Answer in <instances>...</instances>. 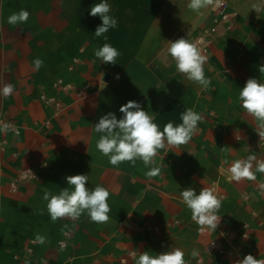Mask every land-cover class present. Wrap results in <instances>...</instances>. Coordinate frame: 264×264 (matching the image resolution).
<instances>
[{"label": "crops", "instance_id": "1", "mask_svg": "<svg viewBox=\"0 0 264 264\" xmlns=\"http://www.w3.org/2000/svg\"><path fill=\"white\" fill-rule=\"evenodd\" d=\"M226 1L233 27L221 28L205 55L211 80L205 91L176 70L166 50L168 41H192L209 26L211 6L196 13L189 0H108L118 26L105 40L94 35L102 21L89 15L101 0H0V88L14 86L11 96H0V114L19 129L4 131L7 143L0 151V264H135L132 252L156 255L171 247L181 248L189 264H233L252 253L264 259V173L257 170L264 145L256 120L238 100L249 78L264 82V0ZM21 9L30 13L28 22L9 25L8 17ZM104 43L120 51L117 64L95 57ZM37 57L44 61L38 71ZM59 79L73 90L54 86ZM43 94L64 109L56 115L40 99ZM129 100L154 115L161 131L168 122L180 124L188 108L204 117L188 145L155 157L157 176L149 177L141 160L113 166L96 148L101 134L94 125L109 112L121 118L119 109ZM250 155L256 157V178L226 181L231 163ZM29 170L37 179L7 191L11 180ZM220 173L221 223L216 232H201L180 192L191 187L199 194ZM76 174L89 175V189L109 190L108 223L90 222L86 214L77 221L50 220L43 194H59L68 186L66 177ZM223 233L233 234L222 244L235 254L203 255Z\"/></svg>", "mask_w": 264, "mask_h": 264}, {"label": "clouds", "instance_id": "2", "mask_svg": "<svg viewBox=\"0 0 264 264\" xmlns=\"http://www.w3.org/2000/svg\"><path fill=\"white\" fill-rule=\"evenodd\" d=\"M223 0H189L188 8L199 13L202 9L219 7ZM256 9V6H253ZM111 5L108 0H101L91 6L89 15L99 17L102 23L95 29L96 37L103 36L107 40L106 33L118 26V20L110 15ZM30 13L21 9L12 13L7 23L12 26L26 24ZM167 55L175 63L176 70L185 76L192 83L199 85L207 91L211 80L205 76L204 64L207 57L197 43L188 38L180 37L174 41H168ZM94 55L103 64H117L121 56L119 50L109 43L95 50ZM35 70L44 65V61L37 57L33 61ZM259 72L264 76V65L259 66ZM119 79V75L115 77ZM14 92V86L4 84L0 88V96L7 98ZM238 100L240 106L257 122L256 132L260 141H264V82L256 78H249L239 92ZM119 111L123 114L121 118L109 112L99 118L94 125V131L101 134L96 143L97 150L108 157L109 163L118 166L124 162H131L135 165L141 160L146 168H149L147 175L154 177L160 174L161 168L156 166L155 157L161 150L169 147L179 148L190 143L193 136L200 131L198 125L203 122L204 117L192 108L186 109L181 114V123L175 125L168 122L161 131L158 124L154 122V115L145 111L140 103L129 100L122 105ZM12 128L10 124L0 125V131H8ZM226 148V147H225ZM225 148L221 150L224 151ZM191 154V153H190ZM254 155L246 159L233 161L228 169L230 181L254 180L256 177L252 171ZM224 163L228 161L225 159ZM46 166V165H44ZM257 170L264 173V162H257ZM33 179H37L29 170ZM27 175V174H26ZM67 187L61 189L59 194L53 195L50 192L43 194L46 201L47 214L50 220L55 223L58 220L69 218L77 221L86 214L90 222L106 224L110 221L111 212L108 203L110 192L107 188L97 185L92 189L87 187L89 175L76 174L66 177ZM181 202L191 212V219L198 225L199 231L216 232L221 223V216L218 215L222 207L223 197L218 196L213 189L201 188L199 194L189 187L180 192ZM44 210H40L43 215ZM246 227V225H245ZM248 237L244 235V239ZM45 238L37 235L36 241L44 243ZM135 264H188L185 260V252L181 248H173L160 254L152 255L147 251L139 254L132 252ZM199 255L197 250L191 252L193 258ZM233 264H264V259H257L253 255H245L237 259Z\"/></svg>", "mask_w": 264, "mask_h": 264}, {"label": "built area", "instance_id": "3", "mask_svg": "<svg viewBox=\"0 0 264 264\" xmlns=\"http://www.w3.org/2000/svg\"><path fill=\"white\" fill-rule=\"evenodd\" d=\"M228 9V3L226 0H223V3L219 6V7H212L210 9L211 12V24L207 27L202 28L199 33L194 37V39L192 40V42L197 43V45L202 49L203 54L206 55L209 53V49L211 47V45L213 44V39L219 34L220 29L221 28H226L227 30H231L233 25L230 21L231 14L227 11ZM54 86L56 87H61L65 92H70L73 90V86L70 84L64 85L63 84V80L59 79L57 80V82L54 84ZM79 97L82 96V92H78L77 94ZM40 99L47 103V104H51L54 106L55 108V114H59L63 109L64 106L63 104L55 97H48L45 94L40 96ZM2 124H10L12 125V130L14 131V133L18 134L19 133V129L18 127H16L15 125L11 124L9 121H7L3 115L0 114V125ZM7 140L4 136V131H0V151H2L4 149V147L6 146ZM261 143L264 145V141H261ZM257 162H264V159L262 158H258ZM27 174V175H26ZM230 176V175H229ZM229 176H225L226 181H230ZM31 174L29 173V171H24L21 172L16 178H14L13 180H11L8 184H7V191L11 192V193H15L19 190V184L23 181H25L26 179L30 178ZM222 177L224 178V174L220 173L218 179L211 185L210 189H213L215 191V193L224 198V194L221 193V179ZM1 178V176H0ZM247 227V225H246ZM221 239L220 240H215V241H211L204 249L203 255L205 256H213V255H218V256H229V255H234L235 254V250L229 251L227 252L222 244V241H227L230 242V239L233 236V234L231 233H223L221 234ZM246 235V234H244ZM243 235V237H244ZM251 255H253L255 258L256 255L254 253H252ZM188 264H189V260L185 259ZM200 260H202V257L200 256Z\"/></svg>", "mask_w": 264, "mask_h": 264}, {"label": "water", "instance_id": "4", "mask_svg": "<svg viewBox=\"0 0 264 264\" xmlns=\"http://www.w3.org/2000/svg\"><path fill=\"white\" fill-rule=\"evenodd\" d=\"M108 79V75H106L105 80Z\"/></svg>", "mask_w": 264, "mask_h": 264}]
</instances>
